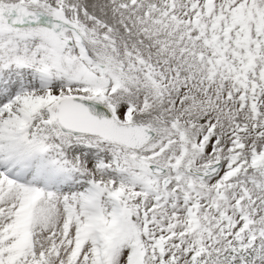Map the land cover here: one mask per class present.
Returning <instances> with one entry per match:
<instances>
[{"label": "snow or ice", "instance_id": "obj_1", "mask_svg": "<svg viewBox=\"0 0 264 264\" xmlns=\"http://www.w3.org/2000/svg\"><path fill=\"white\" fill-rule=\"evenodd\" d=\"M0 264H264V0H0Z\"/></svg>", "mask_w": 264, "mask_h": 264}]
</instances>
